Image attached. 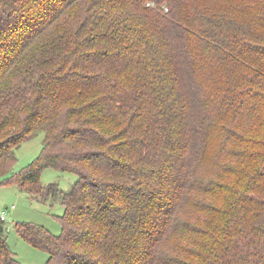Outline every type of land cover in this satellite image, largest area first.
Listing matches in <instances>:
<instances>
[{
	"label": "trees",
	"instance_id": "obj_1",
	"mask_svg": "<svg viewBox=\"0 0 264 264\" xmlns=\"http://www.w3.org/2000/svg\"><path fill=\"white\" fill-rule=\"evenodd\" d=\"M9 180L64 207L15 225L45 264H264V0H0Z\"/></svg>",
	"mask_w": 264,
	"mask_h": 264
},
{
	"label": "rangeland",
	"instance_id": "obj_2",
	"mask_svg": "<svg viewBox=\"0 0 264 264\" xmlns=\"http://www.w3.org/2000/svg\"><path fill=\"white\" fill-rule=\"evenodd\" d=\"M41 147V134L34 139L22 142L15 152L17 160L2 178H12L15 173L36 158ZM76 178L77 174L73 172L44 168L40 173L39 182L41 185L56 183L59 191H66ZM39 192L37 187L31 190L33 196ZM33 196L26 190L20 189L13 180L4 182L0 184V212L5 214V235L8 246L15 253V257L23 264H45L48 258L46 251L26 242L16 231L15 225L18 222L36 223L57 235L62 227L58 217L63 214L64 207L58 201H49L52 198L42 200Z\"/></svg>",
	"mask_w": 264,
	"mask_h": 264
},
{
	"label": "built area",
	"instance_id": "obj_3",
	"mask_svg": "<svg viewBox=\"0 0 264 264\" xmlns=\"http://www.w3.org/2000/svg\"><path fill=\"white\" fill-rule=\"evenodd\" d=\"M13 207V206H12ZM5 214L3 212H0V219L5 220Z\"/></svg>",
	"mask_w": 264,
	"mask_h": 264
}]
</instances>
